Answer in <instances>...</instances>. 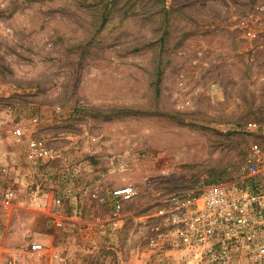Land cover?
Here are the masks:
<instances>
[{
  "label": "rangeland",
  "instance_id": "1",
  "mask_svg": "<svg viewBox=\"0 0 264 264\" xmlns=\"http://www.w3.org/2000/svg\"><path fill=\"white\" fill-rule=\"evenodd\" d=\"M263 4L0 0V200L16 194L11 208L0 205V264L16 258L2 251L10 231L17 246L52 232L58 245L87 244L73 249L74 262L81 253L89 264L178 261L168 241H150L169 196L246 180L247 155L264 142L247 127L264 103L247 37ZM33 134L61 156L30 161ZM125 185L136 193L117 214L113 190ZM47 209L115 219L91 220L85 233L89 220L62 219L56 230Z\"/></svg>",
  "mask_w": 264,
  "mask_h": 264
},
{
  "label": "built area",
  "instance_id": "2",
  "mask_svg": "<svg viewBox=\"0 0 264 264\" xmlns=\"http://www.w3.org/2000/svg\"><path fill=\"white\" fill-rule=\"evenodd\" d=\"M247 37L251 43L248 52L261 69L264 88V4L257 25L248 28ZM7 90L0 82V102L7 98ZM247 127L264 137V103L261 117L250 120ZM14 134L21 140L26 136L24 126L16 127ZM28 144L27 157L33 163L54 161L61 156L35 134L29 137ZM243 170L249 173L246 180L210 184L199 191L169 196L162 212V226L154 228L150 238L152 246H160V240L168 241V246L179 252L178 261L167 259L163 264H264V142L249 151ZM135 193L133 185L113 190L117 214L124 211L125 203ZM94 196L105 198L101 192ZM15 199V191L9 189L3 193L0 205L11 208ZM31 246L34 250L43 248L39 242ZM146 264L158 263L150 260Z\"/></svg>",
  "mask_w": 264,
  "mask_h": 264
},
{
  "label": "crops",
  "instance_id": "3",
  "mask_svg": "<svg viewBox=\"0 0 264 264\" xmlns=\"http://www.w3.org/2000/svg\"><path fill=\"white\" fill-rule=\"evenodd\" d=\"M233 51H229L230 54H232ZM224 51H218L217 56L223 55ZM243 78V77H242ZM244 84L233 87L232 91L230 93L232 94V98L240 97L239 94L244 93V90L247 88V82L246 80L243 81ZM242 82V83H243ZM218 82L217 84H219ZM219 90V89H218ZM229 93V94H230ZM243 95V94H242ZM235 103V102H234ZM235 105V104H233ZM46 209V208H45ZM48 210V209H47ZM48 210L47 213H50L52 215V218L54 220V227L56 230H59L61 227L59 223L62 224V219H84L89 220L88 221V227L82 228V231L88 232L92 229L91 224L94 220H103V222L111 221L112 219H115L113 217L112 213L106 212V213H92L88 214L86 213L83 217H81L76 211H71L68 213H63V210H56V211H50ZM32 218L37 219V217L40 216V213L34 212L30 214ZM39 219V218H38ZM93 220V221H91ZM65 222V221H64ZM11 224V221L8 222V230L10 229L9 226ZM36 224V223H35ZM34 224V225H35ZM67 224V223H66ZM113 224L118 225L116 221L113 222ZM28 226V229L31 230H37V227ZM117 228V226H115ZM66 229V226H65ZM15 231V230H13ZM29 231V230H27ZM46 232V231H44ZM15 232L10 231L6 244L4 243L2 245L3 253L6 251L7 255L13 254L16 258L11 261V264H89V261H85V258L83 257L82 253L81 256L78 257V259L74 262L73 259H71L72 251L79 250L80 252H85L87 249L86 245L81 244H75V243H68L63 245H58L55 243V233L52 232L50 235H39L35 239L29 240L26 244H22L17 246L13 243V235H15ZM26 234V233H24ZM12 240V241H11ZM39 242L43 245V248L41 250H34L31 246L32 243ZM90 249H88L89 251ZM84 254V253H83ZM9 257V256H8ZM63 257L66 261H62L59 258ZM117 264V263H116ZM119 264H125L123 261H119Z\"/></svg>",
  "mask_w": 264,
  "mask_h": 264
}]
</instances>
